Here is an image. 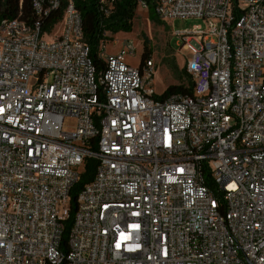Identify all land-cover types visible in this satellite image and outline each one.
<instances>
[{
  "label": "built area",
  "instance_id": "2783aa9c",
  "mask_svg": "<svg viewBox=\"0 0 264 264\" xmlns=\"http://www.w3.org/2000/svg\"><path fill=\"white\" fill-rule=\"evenodd\" d=\"M152 2L206 24L172 34L191 96L159 101L131 42L96 70L74 0L0 23V264H264V0Z\"/></svg>",
  "mask_w": 264,
  "mask_h": 264
},
{
  "label": "trees",
  "instance_id": "16d2710c",
  "mask_svg": "<svg viewBox=\"0 0 264 264\" xmlns=\"http://www.w3.org/2000/svg\"><path fill=\"white\" fill-rule=\"evenodd\" d=\"M100 0H74L82 21L83 43L89 50V57L94 64L96 70H100L103 66L99 59L98 46L104 39L111 41V36L118 33H130L132 30L133 19L137 8V0H115L113 4H109V0H104L103 4ZM147 4V11L153 13L152 0H142ZM236 0H232L235 5ZM100 7L109 10L107 15L100 12ZM62 9L48 21L45 29L49 31L51 27L59 23L61 19ZM32 12L30 8V0H0V23L2 21L19 20L22 22H32ZM109 34V37H104ZM149 49L142 45L140 55V64L149 60ZM183 82L181 85L167 87L161 95L157 96L159 101L168 99L171 96H191L192 80L183 72ZM95 169V162L87 160L84 162L79 172L78 181L69 194V217L65 222L64 233L62 237V245L65 243L68 229L71 225L73 214L75 212V200L79 191L84 185L89 183Z\"/></svg>",
  "mask_w": 264,
  "mask_h": 264
},
{
  "label": "rangeland",
  "instance_id": "374dc122",
  "mask_svg": "<svg viewBox=\"0 0 264 264\" xmlns=\"http://www.w3.org/2000/svg\"><path fill=\"white\" fill-rule=\"evenodd\" d=\"M130 33H118L111 36L113 42H109L106 49L107 55H113L124 51V43L131 42L135 51L134 59H127V64L136 68L142 45L149 49V57L154 65L153 90L157 95L169 86L181 85L183 82V72L186 62L192 57L190 50L180 49L177 38L173 33L187 31L195 27L205 28L206 24L202 20H174L161 21L154 14L136 8ZM60 28H56L55 35ZM74 120L65 121V127L70 131Z\"/></svg>",
  "mask_w": 264,
  "mask_h": 264
}]
</instances>
